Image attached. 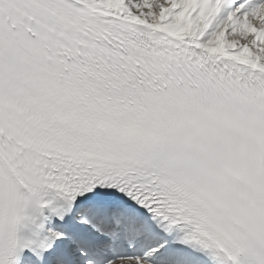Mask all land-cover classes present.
<instances>
[{
  "label": "snow or ice",
  "instance_id": "obj_1",
  "mask_svg": "<svg viewBox=\"0 0 264 264\" xmlns=\"http://www.w3.org/2000/svg\"><path fill=\"white\" fill-rule=\"evenodd\" d=\"M0 264H264V0H0Z\"/></svg>",
  "mask_w": 264,
  "mask_h": 264
}]
</instances>
